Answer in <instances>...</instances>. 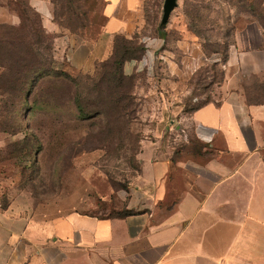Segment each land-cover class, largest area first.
Returning a JSON list of instances; mask_svg holds the SVG:
<instances>
[{
  "label": "crops",
  "instance_id": "crops-1",
  "mask_svg": "<svg viewBox=\"0 0 264 264\" xmlns=\"http://www.w3.org/2000/svg\"><path fill=\"white\" fill-rule=\"evenodd\" d=\"M104 1L100 39L85 57L74 55L76 69L93 71L109 59L117 36L138 43L145 34L160 36L158 70L147 79L154 93L184 94L199 70L218 60L180 15L157 33L155 0ZM4 10L0 6V22L14 23ZM254 24L237 33L226 80L211 100L189 117L172 106L177 115L169 120L159 106L148 121L143 173L125 192L130 213L98 215L72 199L34 209L0 207V264H264V102H247L233 82L263 47L262 29ZM136 60L125 62L126 75L137 71ZM178 137L188 143L194 137L202 151L187 150L176 160L175 146L159 143Z\"/></svg>",
  "mask_w": 264,
  "mask_h": 264
},
{
  "label": "rangeland",
  "instance_id": "rangeland-1",
  "mask_svg": "<svg viewBox=\"0 0 264 264\" xmlns=\"http://www.w3.org/2000/svg\"><path fill=\"white\" fill-rule=\"evenodd\" d=\"M163 3L154 2L156 27ZM104 4V0H0L15 19L0 22L1 208L16 204L34 209L72 199L98 215L128 211L125 192L143 173V139L152 135L147 123L156 109L163 108L166 120L177 115L172 106L189 117L194 108L212 99L215 86L225 82V47L232 43L230 52L239 30L255 23L264 39V0H178L171 17L180 15L217 63L206 65L184 94L170 89L154 93L148 76L136 71L125 81L131 95L118 106L123 109H117L108 93L113 82L110 69L103 65L106 60L97 62L93 71L72 65L75 54L85 57L100 39ZM253 36L249 38L257 43ZM37 67L43 69L35 72ZM233 82L247 102H264V42L255 63L246 62ZM171 133L175 138L176 129ZM164 140L159 144L175 146L179 161L187 150L202 151L194 137L189 143L181 137L176 142Z\"/></svg>",
  "mask_w": 264,
  "mask_h": 264
},
{
  "label": "trees",
  "instance_id": "trees-1",
  "mask_svg": "<svg viewBox=\"0 0 264 264\" xmlns=\"http://www.w3.org/2000/svg\"><path fill=\"white\" fill-rule=\"evenodd\" d=\"M22 5H23V7L25 6L24 3L20 2L19 6L22 7ZM24 11H25V8L23 9V12ZM156 31L159 34L163 33V30L160 28L159 25H157ZM197 36H199V35H197ZM118 39H121V42H120L121 44L119 46H118V43H116ZM136 41H137V39L129 40L123 36H117L115 38V47H114V52H113L112 57L103 62V65H105L106 68L110 69L109 70L110 72L108 74L112 76L113 86L109 87L108 93L112 97L111 99L114 102V104L116 105L117 109H123L122 107H118V106H120V105L123 106L122 102L125 99H127V95H131V91H127L126 88L124 87L125 81L127 80V77H131L133 79L134 76H136V74L126 75L123 71V65L128 60L139 59L141 57L140 53H142V47L140 45H137ZM231 44L232 43H228L225 47V54H224L223 62H226L228 59V52H229V48H230ZM133 45L134 46L136 45L137 48H135V47L133 48ZM203 46H204V49L206 51V46H205L204 41H203ZM217 61L218 60L214 61L213 63H217ZM42 69H43V67H37L34 69V71L39 72ZM201 70H199V73ZM143 75L146 76L145 73ZM130 212L131 211L128 210V211H125L123 213H118V215H123V214H127Z\"/></svg>",
  "mask_w": 264,
  "mask_h": 264
},
{
  "label": "built area",
  "instance_id": "built-area-1",
  "mask_svg": "<svg viewBox=\"0 0 264 264\" xmlns=\"http://www.w3.org/2000/svg\"><path fill=\"white\" fill-rule=\"evenodd\" d=\"M142 55L136 60L137 72L145 73L149 78L155 77L160 60V52L165 41L160 36L145 34L139 38Z\"/></svg>",
  "mask_w": 264,
  "mask_h": 264
},
{
  "label": "water",
  "instance_id": "water-1",
  "mask_svg": "<svg viewBox=\"0 0 264 264\" xmlns=\"http://www.w3.org/2000/svg\"><path fill=\"white\" fill-rule=\"evenodd\" d=\"M178 6V0H164L162 7V16L160 22V28H164L173 12V10Z\"/></svg>",
  "mask_w": 264,
  "mask_h": 264
}]
</instances>
